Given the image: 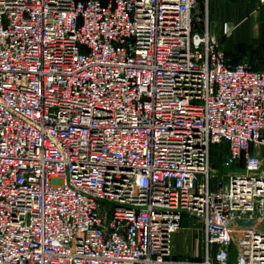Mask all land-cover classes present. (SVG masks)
<instances>
[{
    "label": "built area",
    "instance_id": "2783aa9c",
    "mask_svg": "<svg viewBox=\"0 0 264 264\" xmlns=\"http://www.w3.org/2000/svg\"><path fill=\"white\" fill-rule=\"evenodd\" d=\"M204 2L0 0V264H194L185 212L200 264H264V70Z\"/></svg>",
    "mask_w": 264,
    "mask_h": 264
},
{
    "label": "crops",
    "instance_id": "0c3cea01",
    "mask_svg": "<svg viewBox=\"0 0 264 264\" xmlns=\"http://www.w3.org/2000/svg\"><path fill=\"white\" fill-rule=\"evenodd\" d=\"M207 11L210 33L220 41L230 62H246L264 70V3L260 0H208ZM224 22L232 27L226 37L222 31ZM261 154L263 157V149ZM183 217L182 226L174 237V256L200 264L206 257L204 224L197 218Z\"/></svg>",
    "mask_w": 264,
    "mask_h": 264
},
{
    "label": "rangeland",
    "instance_id": "374dc122",
    "mask_svg": "<svg viewBox=\"0 0 264 264\" xmlns=\"http://www.w3.org/2000/svg\"><path fill=\"white\" fill-rule=\"evenodd\" d=\"M263 150H264V148H263ZM223 157H224L223 150L218 145H213V147H212V157H211L212 158L211 159L212 166H214V168L216 169L215 170V174H218V176H221V177H223L229 170L228 168L223 167V165L221 163ZM263 161H264V154H263ZM216 180H217L216 178L212 179V188L215 187L214 183L216 182ZM184 216L185 217H190L191 219H195L194 216H192L191 214H189L187 212H185ZM249 223H253L254 226H262V227H264V219L258 218L257 216H254L253 218H251Z\"/></svg>",
    "mask_w": 264,
    "mask_h": 264
},
{
    "label": "trees",
    "instance_id": "16d2710c",
    "mask_svg": "<svg viewBox=\"0 0 264 264\" xmlns=\"http://www.w3.org/2000/svg\"><path fill=\"white\" fill-rule=\"evenodd\" d=\"M103 2H106L107 0H102ZM201 7L204 8L205 7V2L204 0H201Z\"/></svg>",
    "mask_w": 264,
    "mask_h": 264
}]
</instances>
